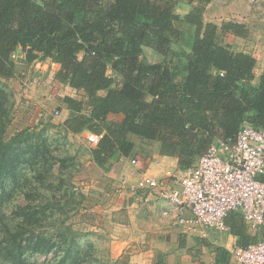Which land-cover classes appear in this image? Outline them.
I'll return each mask as SVG.
<instances>
[{
	"label": "trees",
	"instance_id": "1",
	"mask_svg": "<svg viewBox=\"0 0 264 264\" xmlns=\"http://www.w3.org/2000/svg\"><path fill=\"white\" fill-rule=\"evenodd\" d=\"M212 1L0 0V202L25 186L27 171L53 185L47 175L64 182L69 166L68 156L51 160L46 128L26 127L5 138L11 92L3 80L17 75L19 60L28 66L50 59L60 66L55 79L83 92L61 97L69 110L62 131L102 134L91 148L99 166L134 157L133 136L158 143L159 155L178 158L186 169L216 139H235L244 123L264 130V72L255 83L256 57L223 40L222 33L245 36L247 29L232 20L206 21ZM182 2L190 8L179 13ZM146 47L161 59L150 61ZM46 191L9 215L0 208V264H33L29 256L36 254L59 255L40 264L96 261L93 242H82V232L68 222L85 193L74 191L71 202Z\"/></svg>",
	"mask_w": 264,
	"mask_h": 264
},
{
	"label": "rangeland",
	"instance_id": "2",
	"mask_svg": "<svg viewBox=\"0 0 264 264\" xmlns=\"http://www.w3.org/2000/svg\"><path fill=\"white\" fill-rule=\"evenodd\" d=\"M189 8L188 4L184 2L177 5L179 13H184ZM223 40L227 43V41H232V37L223 36ZM237 45L239 44L237 43ZM240 46L242 45L240 44ZM145 54L152 62L161 59V56L149 47L145 48ZM19 64L21 72H26L19 75L21 76L20 82L14 79L3 80L7 91L11 92L10 114L8 101V112L5 116V120L9 119L10 116L11 122L6 128L5 138L8 139L17 130L26 127L39 125L40 128H46L50 136L52 154L54 155L51 160H56L58 156H68L69 166L63 173L64 182H59L58 178L53 177V175L48 176L45 173L47 179H55L53 185L48 180L37 179L41 177L37 172L27 171L26 176L22 179V182L26 179L23 182L25 186L14 188L10 197L9 194L4 195L5 197L0 202V208L9 215L13 208L18 205L37 202L42 198V194L47 193L46 190L50 192L52 189L55 190L57 195H65L69 201L74 202L73 196L75 194L72 193L81 191L85 193V198L79 204L77 210L70 212L68 222L75 229L82 232V242H93V254L96 256V261L92 263L90 261L87 264H115V260H118V264H140L135 260L133 251L129 250L117 256L116 252L119 247L113 242V237L107 235L104 230L112 229L108 226L112 222H108V220L123 222L129 217V212L125 208L128 195L127 187L123 186L121 176L125 175L128 180L132 181V177L139 170H142L150 162L159 160L161 155L157 151L158 143L133 136L137 143V154L134 157L140 165L133 166L130 163L131 157H129L128 160L125 159L126 165L124 167L114 169L109 174L105 167L99 166L93 161L91 148L95 144L89 142L90 131H84L81 134L68 133L65 136L63 134L62 123L65 112L61 111V107H59L61 103L59 93H62L63 90L54 84L52 78L42 77L45 69L49 67L51 69V67L57 66L58 63L46 59L40 64L35 62L27 68H24L25 64L20 60ZM34 76L37 78L35 82L32 79ZM56 109L60 110L58 115L54 114ZM113 118L116 119L117 116ZM56 168L55 165L54 171H56ZM30 180L34 183H30ZM37 186L42 187L37 188ZM102 191L104 195L101 194ZM103 208L104 210H101ZM125 231L127 233V230ZM115 249L116 252H114ZM58 256L50 254L46 257L36 254L29 256V259L33 264H40L44 261L54 263Z\"/></svg>",
	"mask_w": 264,
	"mask_h": 264
},
{
	"label": "crops",
	"instance_id": "3",
	"mask_svg": "<svg viewBox=\"0 0 264 264\" xmlns=\"http://www.w3.org/2000/svg\"><path fill=\"white\" fill-rule=\"evenodd\" d=\"M204 16L206 21L219 25L227 20L245 25L247 29L245 36H238L232 32L222 34L225 37H232V41H227V43L232 44L238 50L250 51L256 57L255 83H258L264 72V0H213L207 6ZM28 66L25 64L24 68ZM59 68L58 64L51 69L50 67L45 69L42 77L52 78L54 84L63 90L59 93L60 98L66 95L82 98V91L55 79V72ZM20 69V64H18L17 75L11 79L20 82ZM59 107L65 112V120L69 116L67 105L61 101ZM112 117L114 115H111ZM121 118L122 115H117L116 119ZM134 158H130L131 164ZM125 159L129 158L121 156L111 160L105 166L106 170L110 174L114 169L124 167ZM179 169L182 168L179 166L178 158L160 156L159 160L150 162L139 170L132 177V181L128 180L125 175L121 176L122 184L126 187L130 182H136L143 175L148 174L166 180L171 187L178 188L179 185L172 175ZM126 191L128 195L125 208L129 212V217L123 222L108 220L112 222L111 225L108 224L112 229L104 231L113 237V242L119 247L117 252L116 249L114 250L117 256L129 250L133 251L135 260L140 264H235L233 255L235 247L246 246L264 237L260 235L264 224L259 229L251 228L241 211H234L227 217L228 229L226 231L214 228L185 231L172 217L164 214L170 205L156 191L139 190L136 194H131L128 189ZM101 194L104 195V192L102 191Z\"/></svg>",
	"mask_w": 264,
	"mask_h": 264
},
{
	"label": "built area",
	"instance_id": "4",
	"mask_svg": "<svg viewBox=\"0 0 264 264\" xmlns=\"http://www.w3.org/2000/svg\"><path fill=\"white\" fill-rule=\"evenodd\" d=\"M32 79L37 81L36 76ZM59 113V109L54 111L55 115ZM102 136L90 132L88 139L97 144ZM132 163L139 162L134 158ZM172 176L178 188L148 174L126 187L131 194L147 189L156 191L170 205L164 214L185 231L202 228L226 231L227 217L234 211H241L253 229L264 224L263 129L244 123L235 139H216L194 166L179 169ZM233 255L235 264H264V237L247 246L235 247Z\"/></svg>",
	"mask_w": 264,
	"mask_h": 264
}]
</instances>
